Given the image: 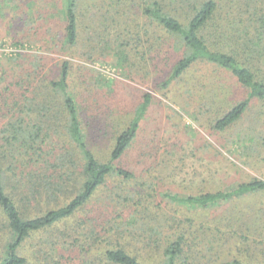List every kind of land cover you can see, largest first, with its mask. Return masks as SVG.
I'll return each mask as SVG.
<instances>
[{"label": "rangeland", "instance_id": "obj_1", "mask_svg": "<svg viewBox=\"0 0 264 264\" xmlns=\"http://www.w3.org/2000/svg\"><path fill=\"white\" fill-rule=\"evenodd\" d=\"M116 2L80 0L79 44L68 48L64 0H0V90L9 84L19 88L34 70L30 81L48 82L69 62L72 90L86 121L90 147L100 161L109 160L116 138L138 116L145 97H151L135 142L118 162L136 180L128 186L111 180L89 212L82 214L87 227L103 237L99 241L91 238L96 256L89 260L98 264L102 253L119 242L103 233L111 224L119 229L129 221L137 227L144 220L147 236L164 221L182 222L194 233L199 231L206 237L200 243L205 247L199 248L201 256L208 254L213 264L264 260L261 247L255 246L261 243L257 236L264 233V194L205 212L183 210L163 197L167 192L196 195L264 180V104L252 103L238 124L219 131L215 127L218 118L244 101L247 92L230 73L205 64L165 85L183 55L182 48L176 40L155 35L149 26L143 27L141 45L132 37L117 39L122 31L139 32L138 25L144 21L136 4L117 6ZM252 130L256 133L245 138ZM130 190L131 196L138 192L141 197L150 196L152 208L137 211L135 207L141 206L126 200ZM204 224L207 230L200 228ZM63 225L29 240L24 254L30 264H82L87 260L83 254L71 253L62 242L54 246L55 237L66 229ZM77 228L76 236L83 244L89 239L84 228ZM9 238L1 236L0 254ZM155 259L145 260L158 264ZM210 260L206 262L211 264Z\"/></svg>", "mask_w": 264, "mask_h": 264}, {"label": "trees", "instance_id": "obj_2", "mask_svg": "<svg viewBox=\"0 0 264 264\" xmlns=\"http://www.w3.org/2000/svg\"><path fill=\"white\" fill-rule=\"evenodd\" d=\"M79 1L64 0L68 48L79 44ZM240 1L116 2L117 6L136 4L137 14L139 12L144 21V25H138L139 32L122 31L117 39L132 37L142 41L143 27L149 26L154 28L155 35L176 40L182 48L183 55L165 85L183 78L197 65L205 64L230 73L247 92L244 101L218 118L215 127L219 131L238 124L252 103L264 104V0ZM144 35H148L147 29ZM137 44L141 45V42ZM70 73V63L65 61L58 76L48 82L30 81L34 70L27 73L19 88L9 84L0 90V238L11 237L0 254V264H30L24 254L29 240L37 233L51 231L63 224L66 229L55 237L54 246L62 242L71 253L87 257L82 264H96L89 258L96 256L92 249L95 241L91 238L98 234L87 227L82 214L89 212L88 208L96 203L111 180L119 181L121 186L136 180L135 174L120 167L118 162L135 142L140 118L147 111L151 97H145L138 116L116 138L109 160L102 162L90 147L86 121L72 90ZM203 100L212 103L209 99ZM255 133L252 130L245 138ZM124 190L126 188L116 191ZM111 193L114 195V190ZM131 193L130 190L126 200L141 206L135 207L137 211L152 208L154 202L150 196L141 197L140 192L131 196ZM259 194H264V180L255 179L230 190L178 196L167 192L163 197L183 210L205 212ZM111 201H115L112 196ZM107 206L114 211L110 202ZM131 208L130 212H133ZM128 222H124L120 230L113 224L103 230L106 237L119 242L102 253L98 264H148L145 259L151 257L156 258L158 264H209L206 260H210V256H201L199 249L205 248L200 243L203 244L206 237L199 231L194 233L187 229L185 223L183 226L182 222L164 221L159 230L147 236L145 220L137 227ZM77 227L84 228V235L89 239L83 244L80 236H76ZM200 228L207 230L205 224ZM102 238L99 236L97 241ZM257 239L261 243L255 246L261 247L263 254L264 233ZM220 264H264V260L234 259Z\"/></svg>", "mask_w": 264, "mask_h": 264}]
</instances>
